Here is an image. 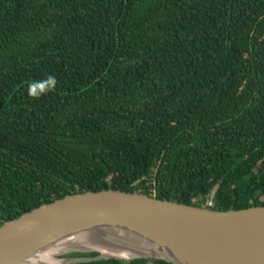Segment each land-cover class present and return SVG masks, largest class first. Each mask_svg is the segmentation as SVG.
I'll list each match as a JSON object with an SVG mask.
<instances>
[{
    "label": "trees",
    "instance_id": "obj_1",
    "mask_svg": "<svg viewBox=\"0 0 264 264\" xmlns=\"http://www.w3.org/2000/svg\"><path fill=\"white\" fill-rule=\"evenodd\" d=\"M103 190L264 207V0H0V226Z\"/></svg>",
    "mask_w": 264,
    "mask_h": 264
},
{
    "label": "water",
    "instance_id": "obj_2",
    "mask_svg": "<svg viewBox=\"0 0 264 264\" xmlns=\"http://www.w3.org/2000/svg\"><path fill=\"white\" fill-rule=\"evenodd\" d=\"M114 227L176 249L190 258L188 264H264V207L215 211L113 190L68 195L5 222L0 226V264H25L63 238ZM70 253L90 252L58 256ZM58 259L75 264L116 258ZM134 259L177 264L162 256Z\"/></svg>",
    "mask_w": 264,
    "mask_h": 264
},
{
    "label": "bare ground",
    "instance_id": "obj_3",
    "mask_svg": "<svg viewBox=\"0 0 264 264\" xmlns=\"http://www.w3.org/2000/svg\"><path fill=\"white\" fill-rule=\"evenodd\" d=\"M98 252L103 258L131 260L135 257L162 256L177 264H188L190 260L176 249L154 243L144 234L124 228L90 229L75 236L63 238L46 251L40 252L27 260L25 264H65L68 260L58 259V254L65 252ZM178 252V253H175ZM57 255V256H56ZM174 256L178 260L174 259ZM57 257V258H56Z\"/></svg>",
    "mask_w": 264,
    "mask_h": 264
},
{
    "label": "clouds",
    "instance_id": "obj_4",
    "mask_svg": "<svg viewBox=\"0 0 264 264\" xmlns=\"http://www.w3.org/2000/svg\"><path fill=\"white\" fill-rule=\"evenodd\" d=\"M56 84V77L49 75L43 81L31 82L27 87V95L30 99H39L42 95L53 91Z\"/></svg>",
    "mask_w": 264,
    "mask_h": 264
},
{
    "label": "built area",
    "instance_id": "obj_5",
    "mask_svg": "<svg viewBox=\"0 0 264 264\" xmlns=\"http://www.w3.org/2000/svg\"><path fill=\"white\" fill-rule=\"evenodd\" d=\"M212 199H213V194H210L206 197V201H205V206L204 208H210L212 206Z\"/></svg>",
    "mask_w": 264,
    "mask_h": 264
},
{
    "label": "rangeland",
    "instance_id": "obj_6",
    "mask_svg": "<svg viewBox=\"0 0 264 264\" xmlns=\"http://www.w3.org/2000/svg\"><path fill=\"white\" fill-rule=\"evenodd\" d=\"M214 192H211L210 194H213ZM209 194V195H210ZM91 253V252H90ZM90 253H85V254H90ZM94 254H96V256H98L99 254H97V253H95V252H93ZM70 254H75V253H70ZM67 255H69V254H67ZM66 254H63V255H61V256H59V257H64V256H67ZM116 260V259H115ZM120 261H124V262H128V261H131V260H123V259H119Z\"/></svg>",
    "mask_w": 264,
    "mask_h": 264
}]
</instances>
